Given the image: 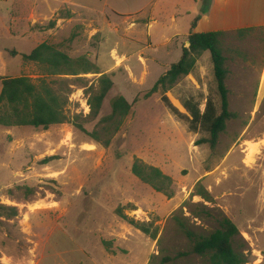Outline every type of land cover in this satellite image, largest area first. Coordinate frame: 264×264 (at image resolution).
Returning <instances> with one entry per match:
<instances>
[{
  "label": "rangeland",
  "instance_id": "1",
  "mask_svg": "<svg viewBox=\"0 0 264 264\" xmlns=\"http://www.w3.org/2000/svg\"><path fill=\"white\" fill-rule=\"evenodd\" d=\"M162 2L167 10L154 14L159 23L149 30L148 19H143L136 31L126 32L131 20L108 19L79 8L73 0H0V93L3 78L41 77L36 65L23 63L22 55L48 42L60 45L72 58L87 57L100 70L117 67L115 87L101 116L111 112L110 100L116 95L130 103L139 99L109 148L88 134L100 119L89 117L86 93L99 77L95 74L67 77L72 89L67 112L78 117L84 130L73 124L48 130L0 127V207H16L19 212L8 218L0 210V264H105L118 253L125 264H162L164 257L189 251L187 239L173 221L188 201L204 203L231 219L247 243L249 264H264V31L224 39L230 110L236 118L215 150L208 144L197 146L208 137L206 132L192 131L160 93L143 99L155 76L147 80L148 74L138 66L158 59L153 44L184 36L192 27L193 17L184 8L172 7L187 8L189 1ZM172 14L177 16L175 23ZM53 21L55 27L47 29ZM186 40H180L178 51L188 47ZM11 51L19 55L13 57ZM182 54L178 59L166 57L165 62L175 64ZM166 95L185 116H189L185 102L200 105L203 112L209 98L220 112L211 54L205 53L192 74ZM254 146L258 153L248 164ZM136 158L173 178V198L155 192L132 174ZM198 184L209 191L212 203L195 196ZM119 208L131 218L153 223L151 228L159 231L157 240L120 218ZM184 214L197 230L215 227L194 218L186 208ZM116 237L129 240L131 254L114 250ZM167 264L204 262L189 257Z\"/></svg>",
  "mask_w": 264,
  "mask_h": 264
},
{
  "label": "trees",
  "instance_id": "2",
  "mask_svg": "<svg viewBox=\"0 0 264 264\" xmlns=\"http://www.w3.org/2000/svg\"><path fill=\"white\" fill-rule=\"evenodd\" d=\"M213 0H201V14H206ZM199 15L192 23V31L188 37L190 46L183 48V54L179 62L162 75L155 85L144 94L143 99H150L160 93L162 100L181 119L189 122L192 131L203 130L208 134L207 138L200 139L196 145L208 144L215 150L220 143L221 136L227 131L228 124L236 114L230 110V91L227 81L230 77L228 60L225 55L224 39L229 36L245 37L252 31H264V29H244L231 32L195 33ZM55 22H51L47 29H53ZM209 52L214 67V76L220 95L221 111L219 112L214 101L207 99L205 110L202 112L200 105L185 102L184 107L189 116L182 115L170 103L167 93L182 80L192 74L198 60ZM13 57L19 53L11 51ZM25 65L34 64L38 67L41 77L34 80L27 76L16 78H3L0 93V127H33L48 130L52 126L73 124L78 129L83 126L68 114L72 93L71 84L67 77L95 74L99 77L89 88L88 105L92 119L100 118L96 129L88 133L89 136L105 148H109L113 138L121 131L125 120L131 115L133 105L124 96L116 95L110 100L111 112L102 115L103 105L115 83L112 76L101 73L99 67L87 57L72 58L62 50L60 45L44 42L37 46L32 53L22 55ZM80 81V80H79ZM101 116V117H100ZM132 174L143 184L171 199L175 196V182L172 177L165 174L160 168L149 165L136 158L131 168ZM32 192V190H30ZM195 196L201 197L206 202L212 203L213 198L209 191L198 184L195 188ZM196 219L208 220L214 224L212 231H200L185 216L184 209ZM0 210L8 218L17 217L19 212L16 207L1 206ZM117 214L125 222L135 229L148 235L153 241L158 238V228L152 229L153 223L138 221L125 215L122 208ZM4 216V215H3ZM178 230L188 241L189 251L180 252L174 258L164 257L162 264L176 262L181 259L195 257L204 264H249L251 254L247 243L242 237L237 225L221 211L209 208L204 203L188 201L183 205L179 214L173 216ZM157 257H152L156 260Z\"/></svg>",
  "mask_w": 264,
  "mask_h": 264
},
{
  "label": "crops",
  "instance_id": "3",
  "mask_svg": "<svg viewBox=\"0 0 264 264\" xmlns=\"http://www.w3.org/2000/svg\"><path fill=\"white\" fill-rule=\"evenodd\" d=\"M74 5L88 12H99L106 16H113L117 20H131L129 27H127L126 32L136 31L143 19H148L146 25L148 29L153 28V24L159 23L160 18L154 16L156 12H162L167 10L165 3L162 0H73ZM190 6L185 8L181 4H172L175 8H184L186 14L193 17V21L202 15L198 20L196 27L194 28L195 33H210V32H231L244 29H264V0H213L209 11L206 14H201V0H187ZM168 7H171L168 4ZM169 10V9H168ZM172 23L177 21V16L172 14ZM192 21V23H193ZM115 30L118 28L113 26ZM191 30L188 34L184 36L175 35L172 39L166 38L165 42L160 45H155L158 51L156 52L157 58L151 62L147 61L145 67L138 66L139 71H145L148 74V78L155 76L153 83L157 82L158 79L164 75L173 64L165 62L166 57L174 55L176 59L181 56L183 49L178 51V44L180 40L189 37ZM36 38V37H34ZM148 40L152 39L149 36ZM189 40H186V45ZM39 46V45H37ZM171 48H175L171 51ZM187 48V47H186ZM161 49H164L162 51ZM171 52V54H170ZM164 66V67H162ZM117 67H106L101 70V73L112 75V79L115 80ZM264 75V62L262 68V76ZM156 79V80H155ZM153 84V86L155 85ZM124 94V93H122ZM137 230V229H136ZM117 238V237H116ZM124 238V237H123ZM118 237L115 241L116 247L115 251L118 252L120 249L128 252L125 255L131 254L132 250L127 247L129 240L125 237L124 239ZM124 245V247L122 246ZM123 255V254H122ZM121 254L113 255V258H109V263L105 264H125ZM90 264H102L101 262L93 261Z\"/></svg>",
  "mask_w": 264,
  "mask_h": 264
},
{
  "label": "bare ground",
  "instance_id": "4",
  "mask_svg": "<svg viewBox=\"0 0 264 264\" xmlns=\"http://www.w3.org/2000/svg\"><path fill=\"white\" fill-rule=\"evenodd\" d=\"M258 153V149L257 146H254L251 148V150L249 151L248 155H247V163L248 164H252L255 161V157Z\"/></svg>",
  "mask_w": 264,
  "mask_h": 264
},
{
  "label": "water",
  "instance_id": "5",
  "mask_svg": "<svg viewBox=\"0 0 264 264\" xmlns=\"http://www.w3.org/2000/svg\"><path fill=\"white\" fill-rule=\"evenodd\" d=\"M187 45H188V47L190 46V41L187 42ZM188 47H187V48H188Z\"/></svg>",
  "mask_w": 264,
  "mask_h": 264
}]
</instances>
